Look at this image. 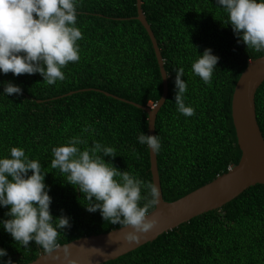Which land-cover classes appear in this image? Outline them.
I'll use <instances>...</instances> for the list:
<instances>
[{
	"label": "trees",
	"instance_id": "obj_1",
	"mask_svg": "<svg viewBox=\"0 0 264 264\" xmlns=\"http://www.w3.org/2000/svg\"><path fill=\"white\" fill-rule=\"evenodd\" d=\"M142 8L169 78L156 135L162 145L158 163L164 198L174 201L240 162L234 92L249 62L264 56V51L238 43L232 26L225 25L228 14L216 0H143ZM77 11V26L83 33L78 42L80 59L63 69L64 81L47 85L39 73L0 72V156H9L15 146L39 161L50 188L53 216L70 217L71 226L58 235L59 245L121 226L105 221L99 210L86 209L84 194L51 167L52 148L76 135L89 146L100 141L116 149L117 156H106V161L154 182L150 149L137 140L141 132L149 134V114L131 101L155 105L164 90L153 42L137 18V0H78ZM207 48L220 58L210 84L191 70ZM181 67L192 116L179 113L175 103V69ZM6 82L19 85L22 94L4 95ZM256 104L264 134V83ZM88 125L94 134L83 132ZM7 211L0 206V220L8 218ZM0 247L8 252L3 260L10 257L14 264H26L44 253L35 241L27 248L17 244L2 226ZM102 264H264V184L251 186L224 206Z\"/></svg>",
	"mask_w": 264,
	"mask_h": 264
},
{
	"label": "clouds",
	"instance_id": "obj_2",
	"mask_svg": "<svg viewBox=\"0 0 264 264\" xmlns=\"http://www.w3.org/2000/svg\"><path fill=\"white\" fill-rule=\"evenodd\" d=\"M216 4L228 14V22L224 24L232 26L238 43H244L247 49L264 51V0H216ZM77 7L78 0H0V72L16 76L39 73L47 85L64 81L63 69L69 62L80 59L78 42L83 33L77 26ZM219 59L207 48L193 61L191 70L210 84ZM175 72L177 111L192 116L194 108L184 98L187 92L184 69ZM22 91L19 85L6 82L3 94ZM89 131L95 133L91 125L83 129L85 133ZM137 140L154 153L162 146L159 135L141 132ZM52 154L51 167L84 194L86 209L99 210L102 218L112 225L130 228L125 233L128 241L139 240L142 233L153 228L155 220L147 213L159 202V186L106 161V156H117L113 146L100 141L89 146L86 139L76 135L53 147ZM45 176L39 161L30 158L22 147L14 146L9 156H0V206L8 208L5 213L8 218L0 220V226L17 244L27 248L30 241H35L45 254L52 256L60 247L57 243L60 231L71 224L67 215L53 216ZM7 255V249L0 247V264H14L10 257L6 262L3 260ZM70 257L65 246L64 259L68 264H79Z\"/></svg>",
	"mask_w": 264,
	"mask_h": 264
},
{
	"label": "water",
	"instance_id": "obj_3",
	"mask_svg": "<svg viewBox=\"0 0 264 264\" xmlns=\"http://www.w3.org/2000/svg\"><path fill=\"white\" fill-rule=\"evenodd\" d=\"M142 5L143 0H137L139 13L137 18L143 23L153 42L163 77L164 90L161 99L154 106L132 101L131 103L148 112L149 134L156 135L157 117L169 94V78L161 48ZM263 83L264 56H261L249 62L236 85L233 97V119L242 157L238 164L230 167L228 172L218 175L213 181L177 200H166L162 188L158 153L150 149L153 181L159 186L160 197L155 209L147 213L150 219L155 220V224L147 233H142L139 240L128 241L125 233L131 229L119 227L62 244L52 256L44 252L26 264H68V261L64 259L65 246L71 253L69 259H76L79 264H102L117 259L196 216L224 206L249 187L264 184V134L258 121L256 104L257 91ZM54 256L58 258H53Z\"/></svg>",
	"mask_w": 264,
	"mask_h": 264
},
{
	"label": "rangeland",
	"instance_id": "obj_4",
	"mask_svg": "<svg viewBox=\"0 0 264 264\" xmlns=\"http://www.w3.org/2000/svg\"><path fill=\"white\" fill-rule=\"evenodd\" d=\"M149 105L154 106L152 103H150Z\"/></svg>",
	"mask_w": 264,
	"mask_h": 264
}]
</instances>
